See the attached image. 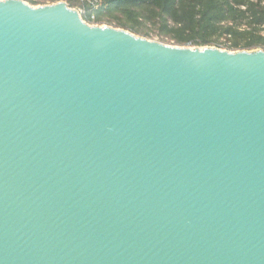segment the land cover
Masks as SVG:
<instances>
[{
	"label": "water",
	"instance_id": "obj_1",
	"mask_svg": "<svg viewBox=\"0 0 264 264\" xmlns=\"http://www.w3.org/2000/svg\"><path fill=\"white\" fill-rule=\"evenodd\" d=\"M0 264H264V50L0 0Z\"/></svg>",
	"mask_w": 264,
	"mask_h": 264
},
{
	"label": "trees",
	"instance_id": "obj_2",
	"mask_svg": "<svg viewBox=\"0 0 264 264\" xmlns=\"http://www.w3.org/2000/svg\"><path fill=\"white\" fill-rule=\"evenodd\" d=\"M98 1L101 5L112 3L116 9L127 12L142 6L147 21L159 24L179 45L219 47L218 39L225 36L229 50H264V0ZM67 5L86 12L93 9L87 0H68ZM82 20L90 22V15Z\"/></svg>",
	"mask_w": 264,
	"mask_h": 264
},
{
	"label": "rangeland",
	"instance_id": "obj_3",
	"mask_svg": "<svg viewBox=\"0 0 264 264\" xmlns=\"http://www.w3.org/2000/svg\"><path fill=\"white\" fill-rule=\"evenodd\" d=\"M25 3H27L30 6L38 7L43 5H50L57 2H64L67 4L68 0H22ZM75 9L83 19L84 16L90 15V22L85 23L91 25V26H110L117 29H124L127 30L137 36H141L147 39L159 41L168 45H178V46H188V47H197L192 45H179L175 41L171 40L170 36L166 31H163L160 29V25L156 23H152L147 21V16L145 9L141 7L132 8L133 11H123L116 9L112 3L108 5H101L98 3V6L93 8L92 10L86 12L82 9L72 8ZM97 19L100 20V22H95ZM134 27V29L131 31L129 27ZM227 37L222 36L218 39L220 45L219 47H216L222 50L227 51H237V50H229L226 48L227 44ZM204 47V46H203ZM260 49V48H259ZM263 50V49H262Z\"/></svg>",
	"mask_w": 264,
	"mask_h": 264
},
{
	"label": "built area",
	"instance_id": "obj_4",
	"mask_svg": "<svg viewBox=\"0 0 264 264\" xmlns=\"http://www.w3.org/2000/svg\"><path fill=\"white\" fill-rule=\"evenodd\" d=\"M87 2L93 7L95 8L96 6H98L99 1L98 0H87ZM80 15V14H79Z\"/></svg>",
	"mask_w": 264,
	"mask_h": 264
}]
</instances>
